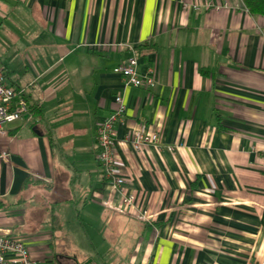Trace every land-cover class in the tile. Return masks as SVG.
<instances>
[{
  "label": "crops",
  "instance_id": "0c3cea01",
  "mask_svg": "<svg viewBox=\"0 0 264 264\" xmlns=\"http://www.w3.org/2000/svg\"><path fill=\"white\" fill-rule=\"evenodd\" d=\"M130 57L152 87L124 85ZM0 67L27 106L0 132V232L36 264L264 260V16L241 0H0ZM117 95L116 173L148 223L118 211L96 160ZM130 132L159 145L135 151ZM75 228L104 253H80Z\"/></svg>",
  "mask_w": 264,
  "mask_h": 264
},
{
  "label": "built area",
  "instance_id": "2783aa9c",
  "mask_svg": "<svg viewBox=\"0 0 264 264\" xmlns=\"http://www.w3.org/2000/svg\"><path fill=\"white\" fill-rule=\"evenodd\" d=\"M207 7H211L208 5ZM198 9L199 5H193ZM214 9H220L215 6ZM138 61L130 57L125 63L119 64L115 71L121 76L124 85L134 88L148 89L154 84L152 70H147L143 76L137 72ZM23 91L9 87L5 83V74L0 67V132L3 125L21 120L27 115V106L23 102ZM115 108L111 114L97 126L96 160L103 170V178L110 182L111 189L120 202L118 211L129 214L138 221L148 223L149 216L136 206V198L126 190V180L116 173V126L123 120L126 107L122 96L114 97ZM126 140L135 151H140L149 145H159L157 132H130ZM0 264H36L25 244V238L11 232H0ZM260 264H264V260Z\"/></svg>",
  "mask_w": 264,
  "mask_h": 264
},
{
  "label": "rangeland",
  "instance_id": "374dc122",
  "mask_svg": "<svg viewBox=\"0 0 264 264\" xmlns=\"http://www.w3.org/2000/svg\"><path fill=\"white\" fill-rule=\"evenodd\" d=\"M72 231H73V235L78 236V238L75 239V243H76L75 247H77V249H78V251H80V253H85L88 255V257H91V258H93V254H94L93 249H95L99 255H102V253H104L101 250V248H99V250H97L98 245H96V238L91 236L92 230H90L88 228L85 229V232L87 233L88 238H86L82 234V231L79 228L78 229L75 228ZM105 248H103V249H105ZM56 252H57V247L53 246L51 253L53 254ZM68 252H70V251H68ZM42 264H47V263L44 261Z\"/></svg>",
  "mask_w": 264,
  "mask_h": 264
},
{
  "label": "trees",
  "instance_id": "16d2710c",
  "mask_svg": "<svg viewBox=\"0 0 264 264\" xmlns=\"http://www.w3.org/2000/svg\"><path fill=\"white\" fill-rule=\"evenodd\" d=\"M241 1L249 14L256 16H264V0H241ZM201 74L204 76H209L208 71H201ZM217 122H218V127L221 131L228 130L223 126L220 118H218Z\"/></svg>",
  "mask_w": 264,
  "mask_h": 264
}]
</instances>
